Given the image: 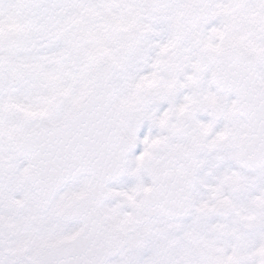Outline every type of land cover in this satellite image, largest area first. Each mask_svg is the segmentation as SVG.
I'll list each match as a JSON object with an SVG mask.
<instances>
[{"label": "snow or ice", "instance_id": "snow-or-ice-1", "mask_svg": "<svg viewBox=\"0 0 264 264\" xmlns=\"http://www.w3.org/2000/svg\"><path fill=\"white\" fill-rule=\"evenodd\" d=\"M0 264H264V0H0Z\"/></svg>", "mask_w": 264, "mask_h": 264}]
</instances>
